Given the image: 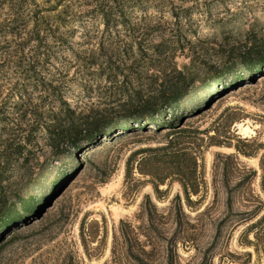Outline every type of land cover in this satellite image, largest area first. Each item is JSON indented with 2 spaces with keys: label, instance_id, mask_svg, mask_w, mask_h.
Returning <instances> with one entry per match:
<instances>
[{
  "label": "rangeland",
  "instance_id": "1",
  "mask_svg": "<svg viewBox=\"0 0 264 264\" xmlns=\"http://www.w3.org/2000/svg\"><path fill=\"white\" fill-rule=\"evenodd\" d=\"M87 1L0 0V149L21 141L15 104L23 96L31 98V107L41 97L51 101L48 92L34 90V83L59 85L63 99L82 115L114 111L124 102L122 93L131 87L132 76L124 78L105 66L97 71L92 61L105 65L125 34L106 31L100 18L87 14ZM134 1L144 5L146 0ZM182 1L186 3L179 2L175 11L187 13L189 29L197 30L188 38L199 41L193 48L184 46L176 62L189 61L190 55L218 68L223 60L213 54L214 48L227 55L232 49L247 53L251 46L264 45V0ZM144 13L161 15L141 6L125 11L131 21ZM161 17L174 19L167 11ZM35 19L46 29L39 49L49 57L44 68L36 60L35 42H25ZM148 67L145 61L135 64L137 72ZM205 75L200 68L198 77ZM173 115L169 111L165 116L173 120L168 128L146 120L143 128L118 141L101 135L79 149L68 146L65 155L73 157L68 166L54 163L38 136L35 149L54 165L45 182L46 203L1 234L0 264H264V224L250 230L264 214L259 202L264 201V68L252 80L215 96L201 113ZM218 133L217 141L238 145L246 154L229 144L203 147L197 195L187 197L172 180L155 188L150 177L138 173L136 159L126 178L128 160L140 149L170 140L200 144V137L206 144ZM22 169L15 162L3 178L18 183ZM147 196L154 207L146 204Z\"/></svg>",
  "mask_w": 264,
  "mask_h": 264
},
{
  "label": "trees",
  "instance_id": "2",
  "mask_svg": "<svg viewBox=\"0 0 264 264\" xmlns=\"http://www.w3.org/2000/svg\"><path fill=\"white\" fill-rule=\"evenodd\" d=\"M136 2L138 1H87V14L100 18L106 31L125 34V40H120L118 46L111 48V54L106 58L105 65L98 63L97 60L92 61L97 66V71L105 66L124 78L132 76V85L124 89L122 93L125 94L124 102L117 109L82 115L63 99L59 85L53 82L34 83V90L48 92L47 96L51 97V101L41 97V101L31 107V98L23 96L15 104L20 113L17 126L21 141L16 144L7 142L0 149V236L38 210L42 203H46L45 182L49 175V168L54 165L48 163L49 159L43 152L35 149V145H38V136L44 140L43 150H49L53 162L68 166L73 158L65 155V148L68 146L79 149L83 144H88L96 136L101 135H110L118 141L120 137L125 138L143 128L142 123L146 120L152 126L171 127L173 120L165 119L167 112L171 111L174 114L173 118L177 117L176 113L182 112L199 114L209 108L215 96L237 86L240 81L252 80L256 74L263 72L264 45L251 46L247 53L232 49L227 55L223 54L222 48H214L213 54L223 60L222 66L218 68L209 65L206 59L199 64L198 60L190 55H188V58L191 57L189 61L176 62L175 55L183 52L184 46L191 45L193 48L194 43L199 41L195 42L188 38V34H196L197 30L189 29L187 13L175 11L181 4L179 2L184 4L186 1L146 0L144 5ZM136 6H141L144 11L153 9L161 15L144 13L139 19L131 21L125 11ZM180 8L186 7L181 5ZM164 11L169 12L174 19L168 20L161 17ZM41 19L43 20L44 17ZM45 30L41 28L39 20L35 19L26 33L28 40L25 41L35 42L36 60L41 68H44L49 60L47 55L39 53L43 44L41 32ZM10 34L12 37L17 35L13 31ZM64 43L67 44V39ZM99 48L102 49L103 45ZM22 51L23 47H20L19 52ZM194 51L192 49V52ZM202 54L207 55L208 49L203 48ZM170 56L173 58L168 60ZM139 61L148 63L147 71L142 73L135 70V64ZM236 66H245V71L237 72ZM200 68H203L206 74L203 78L198 77ZM134 70L137 73L133 72ZM126 71L127 74H125ZM200 94L203 96L201 97ZM48 105H51V108L45 111L43 108ZM54 106L56 110H53ZM2 128L4 129L3 126ZM206 132H199V134ZM219 136L218 133L208 137L209 142L206 144L205 137H200V144L192 142L186 145L170 140L161 147L140 149L128 160L126 178L131 176L134 170L133 161L136 159L138 173L144 177H150L155 188L172 180L181 185L187 197L191 194L197 195L200 192L197 173L203 147L205 150L211 146L229 144V147H234L236 151L246 154L239 150L238 145H230L227 141H217ZM1 137L0 132V140ZM15 162L21 164L24 174L22 173V179L18 183H11L7 181L8 178L3 177ZM262 171L264 173L263 164ZM261 191L264 195V174ZM176 201L180 203L179 196ZM259 202L264 208V201ZM146 204L153 206L148 196ZM263 224L264 214L250 230Z\"/></svg>",
  "mask_w": 264,
  "mask_h": 264
}]
</instances>
